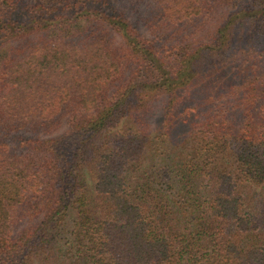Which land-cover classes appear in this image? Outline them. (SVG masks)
<instances>
[{"label": "trees", "instance_id": "1", "mask_svg": "<svg viewBox=\"0 0 264 264\" xmlns=\"http://www.w3.org/2000/svg\"><path fill=\"white\" fill-rule=\"evenodd\" d=\"M0 264H264V0H0Z\"/></svg>", "mask_w": 264, "mask_h": 264}]
</instances>
